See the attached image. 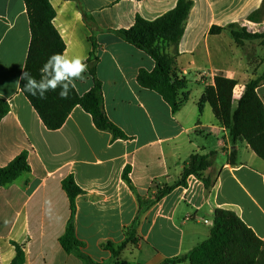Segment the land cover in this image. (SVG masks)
Segmentation results:
<instances>
[{
	"label": "crops",
	"instance_id": "1",
	"mask_svg": "<svg viewBox=\"0 0 264 264\" xmlns=\"http://www.w3.org/2000/svg\"><path fill=\"white\" fill-rule=\"evenodd\" d=\"M192 1L177 58L189 100L173 114L160 95L137 82L141 70H154V60L116 32L133 27L137 17L160 18L178 0H50L63 54L84 56L85 62L95 54L99 60L107 116L130 138L113 140L80 106L61 129L45 127L20 90L31 43L24 0H0V100L10 106L0 122V167L22 153L30 166L0 188V264L15 259V244L24 251V264H85L60 243L71 217L63 181L71 176L83 190L76 199V235L83 252L98 263L113 261L109 243L116 248L125 243L121 264H171L208 240L217 209L235 212L264 240V161L246 141L232 140L209 104L199 108L217 76L237 81L236 108L246 85L263 74L260 41L238 46L228 32L210 31L237 24L264 34V21L247 20L264 0ZM84 77L74 82L80 96L93 87L89 70ZM257 92L264 104V80ZM195 153H215L204 173L212 187L191 177L187 187H176L140 213V199L151 201L157 192L154 183L173 186ZM127 169L133 188L123 178Z\"/></svg>",
	"mask_w": 264,
	"mask_h": 264
},
{
	"label": "trees",
	"instance_id": "2",
	"mask_svg": "<svg viewBox=\"0 0 264 264\" xmlns=\"http://www.w3.org/2000/svg\"><path fill=\"white\" fill-rule=\"evenodd\" d=\"M24 3L29 19L31 43L23 72H27L39 80L43 64L53 54H63L65 43L53 25L55 10L50 0H24ZM193 5L192 0H178L175 9L160 18L146 21L137 17L133 27L116 32L123 41L143 51L154 60V70L152 72L141 70L137 82L142 88L160 95L170 106L173 114L179 112L189 100V93L185 92L188 80L179 73L177 58L179 45ZM247 20L253 23L264 21V1L258 10L248 16ZM223 32H228L238 46H244L246 42L260 41V45L264 48V34L250 33L247 28L237 24H231L225 28L213 27L210 34L219 35ZM98 61L97 56L93 54L86 62L93 78V87L83 96H80L74 88L68 99H61L58 88L55 92L49 91L46 94V99H40L25 91L26 81L20 80L21 92L48 130L61 129L73 109L80 106L91 115L95 127L100 131L110 133L113 140L130 139L107 116L102 82L97 75ZM263 80L264 72L257 80L247 84L236 108H234L233 93L238 84L237 81L217 76L214 79V84L205 88L199 108L202 112L204 105L209 104L215 118L230 131L232 140L234 142L246 141L253 152L264 161V104L257 92ZM9 111L8 102L0 100V122L8 115ZM214 155L215 153L193 154L184 169L181 180L173 186L154 183L157 192L151 201L140 199V213L147 211L176 187H187L190 177L202 181L206 189L209 190L213 183L204 176V173L212 166ZM235 157L236 152H232L231 163L235 162ZM29 171L27 153H22L8 166L0 167V188L13 184ZM123 178L133 188L128 169ZM63 189L70 200L71 217L66 232L60 239L62 248L67 253L79 254L85 264H121L118 259L126 247L125 243L118 248L112 243L106 246L113 257L111 263L95 262L83 252L84 244L78 239L75 226L76 199L83 194V190L75 183L72 176L63 181ZM15 248L16 257L10 264H24V251L16 244ZM187 261L191 264H264V240L260 239L235 212L217 209L214 227L208 240L189 254L169 263L183 264Z\"/></svg>",
	"mask_w": 264,
	"mask_h": 264
},
{
	"label": "clouds",
	"instance_id": "3",
	"mask_svg": "<svg viewBox=\"0 0 264 264\" xmlns=\"http://www.w3.org/2000/svg\"><path fill=\"white\" fill-rule=\"evenodd\" d=\"M85 61L84 56L55 53L41 67L39 80L27 72H23L19 79L26 81L24 89L34 97L46 99L49 91L55 92L59 88V97L68 99L76 87L74 82L85 79L84 73L88 70Z\"/></svg>",
	"mask_w": 264,
	"mask_h": 264
},
{
	"label": "built area",
	"instance_id": "4",
	"mask_svg": "<svg viewBox=\"0 0 264 264\" xmlns=\"http://www.w3.org/2000/svg\"><path fill=\"white\" fill-rule=\"evenodd\" d=\"M234 97H235V91H234V93H233V98H234ZM190 179H191V177L189 178L188 183H189Z\"/></svg>",
	"mask_w": 264,
	"mask_h": 264
},
{
	"label": "rangeland",
	"instance_id": "5",
	"mask_svg": "<svg viewBox=\"0 0 264 264\" xmlns=\"http://www.w3.org/2000/svg\"><path fill=\"white\" fill-rule=\"evenodd\" d=\"M261 46V45H260ZM255 48V47H254ZM84 263V262H83Z\"/></svg>",
	"mask_w": 264,
	"mask_h": 264
}]
</instances>
